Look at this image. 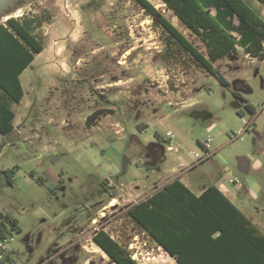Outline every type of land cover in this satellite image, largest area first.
Here are the masks:
<instances>
[{"label":"rangeland","instance_id":"374dc122","mask_svg":"<svg viewBox=\"0 0 264 264\" xmlns=\"http://www.w3.org/2000/svg\"><path fill=\"white\" fill-rule=\"evenodd\" d=\"M148 1L206 54L160 0ZM244 1L264 19L262 3ZM22 15L42 16L36 35L47 50L21 76L15 132L0 134V221L10 215L22 228L0 264H108L93 242L100 230L137 264H177L128 216L176 174L194 191L217 184L236 204L261 209L264 223V61L238 49L213 63L241 102L135 0H32L14 18ZM156 134L173 141L160 160L144 149Z\"/></svg>","mask_w":264,"mask_h":264},{"label":"trees","instance_id":"16d2710c","mask_svg":"<svg viewBox=\"0 0 264 264\" xmlns=\"http://www.w3.org/2000/svg\"><path fill=\"white\" fill-rule=\"evenodd\" d=\"M160 1L183 27L199 38L205 46L206 54L189 41L150 1L135 0L182 51L196 61L199 67L213 75L223 87H229L228 81L214 68V62L237 53L238 49H242L253 59L264 61V19L244 0ZM257 1L264 4V0ZM39 17L42 16L22 15L20 19L13 17L0 24V134L7 140L15 132L16 114L13 104H19L25 95L21 76L45 48L36 35L37 29L42 25ZM246 107L253 114V107L249 104ZM144 149L147 150L148 157L163 159L165 147L160 142L150 143ZM13 173L14 170L2 172L6 184H14ZM30 176L34 178L32 173ZM2 180L0 176V182ZM37 181L40 185L45 183L43 178ZM101 185L104 190H108L105 187L107 183L105 185L103 182ZM198 205L208 211L205 212L206 218L212 216V220L218 225L231 223L236 213L241 223L258 231L215 184L208 186L200 197H196L180 180H175L146 200L133 205L128 210V216L177 264H185L183 226L190 213L199 209ZM218 210L222 213L220 217L215 213ZM21 231L19 221L10 215L0 221V239ZM260 237L264 241V236ZM93 241L119 264H137L130 256L123 257L127 254L125 249L104 230L98 231L93 236ZM255 246V254L263 255L261 260L254 258L250 261L246 260V255L244 258L242 255H231V261L224 259L223 264H264V247L262 244Z\"/></svg>","mask_w":264,"mask_h":264},{"label":"crops","instance_id":"0c3cea01","mask_svg":"<svg viewBox=\"0 0 264 264\" xmlns=\"http://www.w3.org/2000/svg\"><path fill=\"white\" fill-rule=\"evenodd\" d=\"M53 43L55 44V42ZM46 50L47 47H45L44 50L35 57V60L38 56L44 54ZM35 60L33 61V63L35 62ZM51 60H53V54L50 52L48 58L45 60V63L50 68V70L55 71L54 68L57 67L53 64V62H51ZM33 63L31 65H33ZM170 104H171V100L168 101V105ZM156 136H157L156 143L160 142L161 144L163 143L167 145L168 151L174 150L173 146L170 147L167 143H164L166 142V140H164L162 136H160L159 134H156ZM164 154H165V149H164ZM149 158L150 157H148V159ZM184 175L185 174H176L171 178H166L159 181L154 185L150 194L146 196V199L151 197L153 194L157 193L158 191L166 188L175 180H180L187 188H189L195 194L196 197H200L208 186L202 188L199 191H194L191 188V186L188 184V182L184 179ZM215 185L225 195V197H227L231 201V203H233L237 207V209L251 222V224L255 228H257L258 231L255 232L253 229L249 227V225L245 223L244 224L241 223L236 213H234V220L231 221V223L227 222L228 225L223 223L218 225L215 221L212 220V216L210 217L208 216V218H206L205 212L208 211H205L206 210L205 208H202L198 205L199 209H197V211L193 213H190L187 219L188 221L185 222V225L183 226L184 229L183 236L185 238V242H184L185 250L183 252L184 253L183 260L185 264H223L224 259H226L227 261H231V257H230L231 255H242L243 258L244 255H246V260H250V261L254 260V258L257 260H261L260 257H263V255L257 256L255 254V247H256L255 244H257L258 246L262 244V247H264V243H263L264 241L260 237L261 235L264 236V223L261 222L259 218V215L261 216L262 210L259 209L257 210L258 211L257 212L255 209H251L246 204L243 205L236 204L234 200H232V198L229 196V193L225 192L217 184ZM247 195L249 197L251 196V198L255 200L259 198L257 195L250 194L249 192H247ZM215 213H218L217 214L218 217L222 215L220 210H218V212ZM240 229H242V232ZM240 232L242 234H240Z\"/></svg>","mask_w":264,"mask_h":264},{"label":"water","instance_id":"95a60500","mask_svg":"<svg viewBox=\"0 0 264 264\" xmlns=\"http://www.w3.org/2000/svg\"><path fill=\"white\" fill-rule=\"evenodd\" d=\"M32 0H0V24L5 23ZM96 115H93L94 118ZM128 255V254H126Z\"/></svg>","mask_w":264,"mask_h":264},{"label":"built area","instance_id":"2783aa9c","mask_svg":"<svg viewBox=\"0 0 264 264\" xmlns=\"http://www.w3.org/2000/svg\"><path fill=\"white\" fill-rule=\"evenodd\" d=\"M252 126H250L249 128H251ZM167 136L168 137H172L173 138V134L171 133V132H168L167 133ZM170 143L168 144L170 147L172 146L171 144H172V140H170L169 141ZM202 146H203V148L206 150V152H208V150L210 149V140H208V141H206V142H204L203 144H202ZM171 149V148H170ZM210 155H209V152L207 153V156H206V158L207 157H209ZM13 240V236L11 235V236H5V238L4 239H0V259L2 260V258H3V252H4V250L6 249V244L9 242V241H12Z\"/></svg>","mask_w":264,"mask_h":264},{"label":"flooded vegetation","instance_id":"af4514ba","mask_svg":"<svg viewBox=\"0 0 264 264\" xmlns=\"http://www.w3.org/2000/svg\"><path fill=\"white\" fill-rule=\"evenodd\" d=\"M264 5V4H263ZM228 85H229V87H228V89L231 91V94H232V96L234 97V99H236L237 101H241V102H243L244 100V98H243V96L239 93V92H237V91H235V90H232V88H231V85L228 83ZM249 103H246V104H244V106H246V105H248ZM250 105V104H249ZM158 158V157H157ZM157 158H153L154 160H156ZM94 242V241H93ZM96 244V243H95ZM96 246H98L97 244H96ZM98 248L102 251V253L104 254V255H106L108 258H109V263L108 264H119L118 262H116V261H114V260H112V258L110 257V256H108V254L104 251V250H102L99 246H98ZM128 254V253H127ZM130 255L128 254V255H124L123 257L124 258H127V257H129ZM131 257V256H130ZM132 258V257H131ZM133 259V258H132ZM133 260H135V259H133Z\"/></svg>","mask_w":264,"mask_h":264},{"label":"bare ground","instance_id":"6f19581e","mask_svg":"<svg viewBox=\"0 0 264 264\" xmlns=\"http://www.w3.org/2000/svg\"><path fill=\"white\" fill-rule=\"evenodd\" d=\"M19 12H20V11H18V12L14 15V17H15V16L17 17ZM159 250H160V248H159ZM158 258L160 259L161 257L159 256ZM153 259H154V258H153ZM161 262H162V263H166V261H163V260H161Z\"/></svg>","mask_w":264,"mask_h":264}]
</instances>
